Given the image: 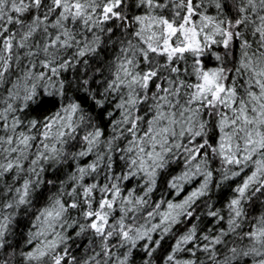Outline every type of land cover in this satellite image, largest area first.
Listing matches in <instances>:
<instances>
[{"label":"snow or ice","instance_id":"snow-or-ice-1","mask_svg":"<svg viewBox=\"0 0 264 264\" xmlns=\"http://www.w3.org/2000/svg\"><path fill=\"white\" fill-rule=\"evenodd\" d=\"M0 264H264V0H0Z\"/></svg>","mask_w":264,"mask_h":264}]
</instances>
